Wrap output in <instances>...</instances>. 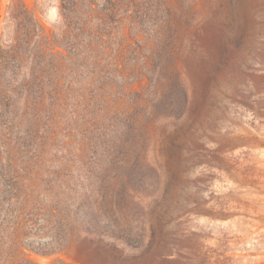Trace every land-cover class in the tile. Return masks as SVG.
Returning a JSON list of instances; mask_svg holds the SVG:
<instances>
[{"label": "rangeland", "instance_id": "rangeland-1", "mask_svg": "<svg viewBox=\"0 0 264 264\" xmlns=\"http://www.w3.org/2000/svg\"><path fill=\"white\" fill-rule=\"evenodd\" d=\"M21 1L49 41L87 44L57 0ZM164 1L171 31L156 0L124 1L55 111L1 94L0 264H128L176 241L264 264V0Z\"/></svg>", "mask_w": 264, "mask_h": 264}, {"label": "trees", "instance_id": "trees-1", "mask_svg": "<svg viewBox=\"0 0 264 264\" xmlns=\"http://www.w3.org/2000/svg\"><path fill=\"white\" fill-rule=\"evenodd\" d=\"M57 1L59 15L65 29L70 32V38L78 45L84 39L88 40L81 50L76 48L78 54L73 55L49 41L35 15L21 0H11L6 11L5 34L0 38V96L3 94L4 97L1 100L9 98L6 96L8 93L24 104L32 99L37 115L40 116L55 111L68 100L71 92L69 63L74 56L79 55L83 65L90 61L91 66H100L98 54L101 47V28L108 20L117 16L125 0H101L102 8H93L92 5L83 8L82 0ZM66 1L69 7L64 6ZM134 1L137 3L143 0ZM158 8L162 9L164 19L162 30H173L172 13L164 0H156V9ZM74 28L76 33H73ZM97 76L98 74H92L91 77ZM98 93L99 91L95 94ZM176 242V245L164 244L153 250L151 248L144 255L149 257L148 262L142 256L128 264H220L219 259L212 262V258L206 253L182 248Z\"/></svg>", "mask_w": 264, "mask_h": 264}]
</instances>
